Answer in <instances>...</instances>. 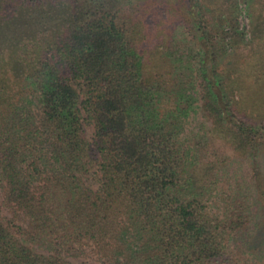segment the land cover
Wrapping results in <instances>:
<instances>
[{
    "label": "trees",
    "instance_id": "16d2710c",
    "mask_svg": "<svg viewBox=\"0 0 264 264\" xmlns=\"http://www.w3.org/2000/svg\"><path fill=\"white\" fill-rule=\"evenodd\" d=\"M239 14V0H0V183L22 221L0 213V264H264L259 167L257 223L241 187L219 189L220 147L264 150V29L246 36ZM197 98L210 126L187 139Z\"/></svg>",
    "mask_w": 264,
    "mask_h": 264
},
{
    "label": "rangeland",
    "instance_id": "374dc122",
    "mask_svg": "<svg viewBox=\"0 0 264 264\" xmlns=\"http://www.w3.org/2000/svg\"><path fill=\"white\" fill-rule=\"evenodd\" d=\"M135 5V4H134ZM240 14L238 17L239 25L241 28L246 30V36H251L253 33V28L258 30L264 29V5L261 3H254L245 5L243 0H239ZM251 11V14L250 12ZM174 30L175 42L178 44V50L188 54L191 50V54L196 57V42L192 34L186 31V29L179 25ZM199 98L194 103L193 108L188 113V116L185 119L183 134L187 136V139L199 138L198 136L203 134L205 130L210 126V121L206 118L201 108L199 107ZM93 128L89 125L85 126V133L88 138H91ZM193 138V139H194ZM192 139V140H193ZM220 149L226 153L228 157V166L225 171H222V175L219 176V189H224V191L232 192L236 187H241V192L245 195L247 201L249 202L250 208L249 211L254 217L253 221L257 223V217L260 215V210L258 206L254 203V197L256 194L255 189V174L254 168L259 167L263 178H264V150L259 151L257 155L240 159L238 157H233L232 153L228 148L220 147ZM255 186V187H254ZM3 187L0 183V213L4 217V221L7 224H22V221L19 220L18 210L8 206L4 201ZM253 229V228H251ZM35 248L39 246L37 244H32ZM76 260H83L93 262L95 260L94 256L90 253L86 255H81V257H75ZM249 264H257V261L250 259Z\"/></svg>",
    "mask_w": 264,
    "mask_h": 264
}]
</instances>
